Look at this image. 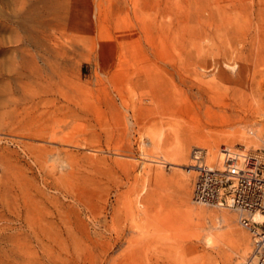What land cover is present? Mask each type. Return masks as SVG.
Wrapping results in <instances>:
<instances>
[{
    "label": "rangeland",
    "instance_id": "obj_1",
    "mask_svg": "<svg viewBox=\"0 0 264 264\" xmlns=\"http://www.w3.org/2000/svg\"><path fill=\"white\" fill-rule=\"evenodd\" d=\"M21 2L29 29L66 11L46 31L57 73L44 66L41 85L12 76ZM0 14L13 38L0 53V264L244 260L225 225L207 243L222 209L252 241L236 212L195 204L197 172L167 159L188 135L238 136L264 117V0H0Z\"/></svg>",
    "mask_w": 264,
    "mask_h": 264
},
{
    "label": "bare ground",
    "instance_id": "obj_2",
    "mask_svg": "<svg viewBox=\"0 0 264 264\" xmlns=\"http://www.w3.org/2000/svg\"><path fill=\"white\" fill-rule=\"evenodd\" d=\"M25 3H22L21 2V6H22V4H25ZM51 5H53V4H51ZM54 5H53V8L52 9H50V8L48 10L46 9L47 10L46 11V14H39V15L34 16L33 17V22L32 23L30 22L31 25L29 24L30 25V29L26 26V22L27 21L25 20V19H27L28 10H30L29 8L27 10V9L24 8L25 6H22V7L20 6L21 8L18 9L17 11H14V13L12 14L15 17L18 18L17 19L18 26H19L20 30H22L24 32V34L21 32L22 33V36L18 35V39H16L14 41V42H17V44L15 45L14 49L12 50V48H11V51H12L11 53H14L15 51L19 52L18 55L15 54V56H14V58H17V59L19 58L18 60L17 59H14L18 63V64H16L17 65L16 67H18L19 70H16V69L13 70L14 71V75H12L13 77H15V78H16V76H18V77H26V78L27 77L28 78L31 77V78H34L36 80L39 79L40 80V82H39L40 84L39 85L42 84V79L45 77L43 75V73H42L43 67L46 66V65H51V63H49V62H47L45 60L46 58H45V54L43 52L44 40H45V37H47L46 36L47 35L46 34V31L49 30L47 32H50V30H54V32H52V33L49 34V37L52 38V37L55 36L54 34L57 33V30L59 31L60 28L62 29L61 26L64 23H66V22H63V17L64 16H61L66 11H64V9H63L64 12L62 10H60V5L59 4L56 5V8L54 7ZM85 8H86V6H85ZM99 8H100V3L99 2H96L95 8L93 10L96 11V9L99 10ZM12 9H14V8H12ZM88 9H89V7H88ZM5 11H7V10H5ZM94 11H92V12H94ZM4 14H6V13H4ZM29 14H30V11H29ZM5 24H7V23H4L3 21L0 20V53L7 52L6 51V48H8L9 46H7L5 48L6 44H9V43H11L13 41V38L10 39V36L9 35H6V33H5L6 32V28H4V27H6ZM14 29H16V27ZM10 30H13V29H10ZM26 32H28L29 34H26ZM59 32H61V31H59ZM10 33H13V32L12 31L11 32H8V30H7V34H10ZM49 40H51V39H49ZM27 42L29 44L32 43V45H34L36 47V52L35 53L32 52L33 55H31V53H30L31 59L29 58V54H27L26 51H25L27 49H24L25 47L22 48L23 45L25 43H27ZM69 43H70V40H69ZM71 44H69V45H71ZM74 45H76V46H74ZM74 45H73V47H79V46H77L78 45L77 43L74 44ZM63 47L65 48L66 45H64ZM63 47L61 49H64ZM57 52H58V50H57ZM8 53H9V55H8ZM11 53H10V51L7 52V54H6L7 57L10 56V55L13 56ZM58 56H60V55H58ZM7 57H4L5 60H6L5 62H7L8 58H9V57L8 58ZM0 59H2L4 61V59L1 58V56H0ZM2 60H0V61H2ZM47 60H50V59H47ZM8 61L12 63V61H10V60H8ZM0 63H2V62H0ZM7 63H5L4 66H6ZM13 65H14V63H13ZM29 65L34 67V69L32 71L31 70L30 71L28 70ZM7 66H10V63ZM14 66H12V67H14ZM1 67H2V70L3 71L4 70H7V68H4L3 69V65ZM50 68H51V76H49L48 78L52 79L54 77V75L57 73V70L52 65L50 66ZM8 69H10V68H8ZM13 77H11V78L13 79ZM120 99H122V98L121 97L119 98V102H120ZM112 101H113V99H112ZM114 101H115V99H114ZM114 101L112 102V105L117 104V102L115 101L116 102L115 103ZM123 101L121 100V103ZM123 104L124 105H122V106L126 109V106H125L127 104L126 101H124ZM133 106H131V107H133ZM119 107L121 109V106L120 105H119ZM117 109L119 110V108H117ZM119 111H121V110H119ZM119 111L117 112V110H116L117 115L119 114ZM132 111L133 110H131V112ZM130 114H132V113H130ZM119 115H122V114H119ZM134 115H136V113H134ZM263 116H264V112H263ZM119 117L121 118V116H119ZM125 117H126V121L127 122L132 123L129 115H126L125 114ZM136 120H138V119H136ZM135 121H134V123H135ZM254 124H255V126L252 127V128H249V131H244L245 128H243V129L239 130V135L238 136H233V137L232 136H222L220 138L210 139V138L201 137V136H191V135H188L185 139L180 140L179 142H177V145L174 146L169 151V153H168L169 156H168V159L167 160H169V161L174 160L176 162L179 161L180 162V165L190 166L189 169H187L188 172L196 171L192 167V166H194L193 165L194 163L192 162V158L190 157V147H193V146L194 147H203V148H206V150H207V154H206V162H207V164L210 167L222 168L223 167V158H224L223 157L224 156L223 150H224V148L234 149L235 147L233 148L232 147V144L236 140L237 141H240L245 146L243 149H241V151H240L241 153H244L245 151H248L249 150L248 148L250 146H255V150H257V148L259 146H264V117L263 118H260ZM129 127H130V125H129ZM129 127H127V128H129ZM155 142L157 143V141H155ZM152 143H154V142H152ZM222 144H223V146L220 147V145H222ZM151 161H156V160L151 159ZM146 162L147 161H143L142 165L145 164ZM162 162H164V161H162ZM145 166H147V165H145ZM190 193H191V191L189 190V194ZM203 208H205V207H203ZM228 212L225 209H222V211H220V212H213L212 213V216H214L217 219V220L216 219L215 220L218 222V225L216 224V225H212L211 226L210 230H211L212 237L210 236L209 238H207V243L213 242L214 237H219L218 236L219 235L218 234V229H220L223 225H225L226 227H229L233 231V233H234V235L236 236V239H237V244L235 245V247L233 249V253L230 254L229 256H234L233 258H235V259H237V258L244 259V260H239L237 262V264H243L245 261H247V259L249 257L248 253L250 251L252 241L250 240L249 236L244 231H242L240 229H235L234 227H232L233 226V223H234V220H235L234 219L235 216L233 217V215H231ZM256 219H261V216L257 215L256 216ZM228 261H229V263H231L232 260H228Z\"/></svg>",
    "mask_w": 264,
    "mask_h": 264
},
{
    "label": "built area",
    "instance_id": "obj_3",
    "mask_svg": "<svg viewBox=\"0 0 264 264\" xmlns=\"http://www.w3.org/2000/svg\"><path fill=\"white\" fill-rule=\"evenodd\" d=\"M239 148H224L222 168L207 164L206 148L192 149V167L197 172L192 200L197 205L234 210L252 237V252L243 264H264V148L244 153Z\"/></svg>",
    "mask_w": 264,
    "mask_h": 264
}]
</instances>
